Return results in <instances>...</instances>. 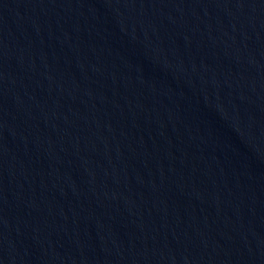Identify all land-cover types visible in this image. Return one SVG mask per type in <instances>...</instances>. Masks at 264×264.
Instances as JSON below:
<instances>
[{"label": "water", "instance_id": "1", "mask_svg": "<svg viewBox=\"0 0 264 264\" xmlns=\"http://www.w3.org/2000/svg\"><path fill=\"white\" fill-rule=\"evenodd\" d=\"M0 264H264V0H0Z\"/></svg>", "mask_w": 264, "mask_h": 264}]
</instances>
